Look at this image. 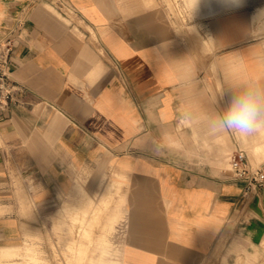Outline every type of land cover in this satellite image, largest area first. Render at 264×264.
Listing matches in <instances>:
<instances>
[{"label": "crops", "instance_id": "crops-1", "mask_svg": "<svg viewBox=\"0 0 264 264\" xmlns=\"http://www.w3.org/2000/svg\"><path fill=\"white\" fill-rule=\"evenodd\" d=\"M61 1L0 0V38L25 10L0 187L19 176L33 204L109 202L117 264H264V186L245 195L228 165L238 149L264 164V128L212 127L236 85L264 82V0H197L185 21L174 0ZM17 220L0 218L6 238Z\"/></svg>", "mask_w": 264, "mask_h": 264}, {"label": "rangeland", "instance_id": "rangeland-1", "mask_svg": "<svg viewBox=\"0 0 264 264\" xmlns=\"http://www.w3.org/2000/svg\"><path fill=\"white\" fill-rule=\"evenodd\" d=\"M177 1L174 0V8L178 19H191L197 10V0H182L183 10ZM257 1L243 0L242 5ZM217 6L220 11L231 7L224 0ZM250 157L256 164V156ZM100 178L96 174L92 181L100 183ZM19 179L11 177L10 185L0 187V218L13 216L19 222L16 239H8L0 232V264H117L118 249L112 233L119 219L115 217L117 213L109 212V202L99 199L93 203L96 195L91 194V198L87 191L78 193L79 200L78 203L74 200L73 208L69 203L60 208L52 198L33 204Z\"/></svg>", "mask_w": 264, "mask_h": 264}, {"label": "built area", "instance_id": "built-area-1", "mask_svg": "<svg viewBox=\"0 0 264 264\" xmlns=\"http://www.w3.org/2000/svg\"><path fill=\"white\" fill-rule=\"evenodd\" d=\"M58 9L64 8L61 0H43ZM24 13L22 8L17 14L11 33L0 38V121L5 119L10 110L21 103L20 94L25 90L24 86L12 77L10 71L11 55L14 50V41L19 38L23 31ZM231 176L245 182L244 193L249 194L259 187L264 186V164L252 166L244 150L233 151L228 157ZM124 225L117 226L122 232Z\"/></svg>", "mask_w": 264, "mask_h": 264}, {"label": "clouds", "instance_id": "clouds-1", "mask_svg": "<svg viewBox=\"0 0 264 264\" xmlns=\"http://www.w3.org/2000/svg\"><path fill=\"white\" fill-rule=\"evenodd\" d=\"M224 2L239 7L243 0ZM233 89L225 107L212 118L213 130L250 136L264 128V82L248 80Z\"/></svg>", "mask_w": 264, "mask_h": 264}, {"label": "bare ground", "instance_id": "bare-ground-1", "mask_svg": "<svg viewBox=\"0 0 264 264\" xmlns=\"http://www.w3.org/2000/svg\"><path fill=\"white\" fill-rule=\"evenodd\" d=\"M222 45V44H221ZM155 194V193H154Z\"/></svg>", "mask_w": 264, "mask_h": 264}]
</instances>
